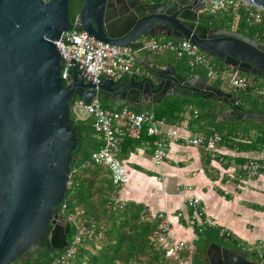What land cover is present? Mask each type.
<instances>
[{
    "label": "water",
    "instance_id": "obj_1",
    "mask_svg": "<svg viewBox=\"0 0 264 264\" xmlns=\"http://www.w3.org/2000/svg\"><path fill=\"white\" fill-rule=\"evenodd\" d=\"M264 12V0H241ZM202 0H83L77 26L68 0H0V264H12L46 232L51 250L66 248L69 223L54 210L63 202L70 163L76 162L75 130L69 102L141 107L169 97L214 98L227 105L218 120L260 122L246 113L239 98L207 83L202 75L185 78L169 65L142 58L143 72L113 81L80 72L76 62L67 83L60 76V50L68 31H84L95 40L135 47L145 39L187 40L225 67L264 75V42L204 22ZM88 81H87V80ZM207 264H260L243 250L211 244Z\"/></svg>",
    "mask_w": 264,
    "mask_h": 264
},
{
    "label": "trees",
    "instance_id": "obj_2",
    "mask_svg": "<svg viewBox=\"0 0 264 264\" xmlns=\"http://www.w3.org/2000/svg\"><path fill=\"white\" fill-rule=\"evenodd\" d=\"M82 2L83 0H75L73 4L69 3L71 22L74 21ZM214 18V21L204 24L229 30V18L225 14H219ZM237 32L250 39L264 42V12L261 21L257 24H247L244 14L241 13ZM212 60L221 69L226 68L216 58ZM178 61L186 68L187 77L204 74L200 69L191 68L186 58ZM242 75L248 80V87L242 90L229 88V93L239 98V105L246 113L261 115L260 122L235 120L233 117H227L224 121L218 120L221 113L227 109V105L217 102L214 98L169 97L163 99L150 111L155 119L171 126L181 123L188 109L192 108L188 111L190 128L199 129L205 136L218 133L221 136L220 144L230 150L264 152V99L256 93V90L264 87V79ZM210 82L219 89L223 84L219 80ZM195 98L198 99L196 104ZM76 100L77 98H72L69 102V125L75 130L77 137L76 148L72 153L76 156V162L70 163L68 186L63 202L53 213L60 215L69 223L66 239L68 246L73 235L84 227L94 225L97 228L96 235L101 233V236L98 240L85 238L76 247L71 264H166L163 252L156 244L160 220L150 214L143 205L133 202L126 203L121 210H113L108 204L109 196L114 191L110 172L103 166L85 165L92 153L100 148L102 142L96 138L91 120L78 119L72 112V105ZM107 106L103 105L104 108H108ZM193 111L197 112L196 117ZM143 140L151 141L152 138L143 133L139 140L125 139L121 145L120 157H127L124 146L135 147ZM207 169L208 166L205 167V170ZM192 227L196 240L193 242L194 251L190 255L196 264H206L203 263L205 251L213 243L231 250H243L245 254L264 259V254L259 255L256 251L248 253L246 251L248 247L241 246L232 236L221 233L220 228L205 227L199 231L195 225ZM62 253L63 250H53L45 255L32 256L25 263L52 264Z\"/></svg>",
    "mask_w": 264,
    "mask_h": 264
},
{
    "label": "built area",
    "instance_id": "obj_3",
    "mask_svg": "<svg viewBox=\"0 0 264 264\" xmlns=\"http://www.w3.org/2000/svg\"><path fill=\"white\" fill-rule=\"evenodd\" d=\"M202 1L204 7L200 12L213 17L225 14L229 18V31H237L241 13L244 14L247 24H257L262 19L263 11L241 0ZM72 23L76 27L77 19L75 18ZM74 29L66 33L63 42L55 43L60 50V59L63 62L60 76L65 83H67L69 71L73 69L72 65H76V62L81 63L80 72L85 74L90 72L94 77L117 81L123 75L141 74V68L135 66L136 58L140 52L168 51L177 59L186 58L189 66L202 70L205 78L209 81L219 80L223 84L229 85L233 90H242L248 87V80L239 71L230 67L221 69L210 56L198 50L187 40L174 42L145 39L139 42L136 47H118L97 41L86 32L74 31ZM256 93L264 99V87L256 90ZM72 112L78 119H90L96 136L102 142L100 148L92 153L90 160L85 165L103 166L110 172L114 191L109 196L108 204L113 210H121L126 204L118 196L119 190L128 182L125 162L119 155L122 142L125 139L139 140L143 133L152 137L154 141L152 142L151 160L153 166L158 168L167 158L168 143L181 138L178 127L167 126L163 121L155 119L153 113L149 111L136 112L127 106L108 109L104 108L96 98H93L89 105H84L80 99H77L72 105ZM193 114L195 117L197 116L196 111H193ZM188 142L194 146H202L212 160L217 159L219 163L223 161L217 148L221 143V136L218 133L214 132L207 137L193 138ZM241 171L245 179H251L264 174V163L258 159H250L241 167ZM179 193L180 189L177 188L176 194ZM186 207L190 212L186 220L195 225L199 231L205 227L215 228L214 223L204 216L197 197L188 198ZM63 208L64 206H62ZM182 215L179 212L177 217L180 218ZM153 216L160 220L156 244L157 248L162 250L166 264H186L185 254H191L194 251L193 245L171 235L170 228L166 223V216L163 213ZM96 233L97 228L94 225L80 229L73 235L70 245L66 246L63 253L52 264H71L76 247L85 238L98 240L101 233L97 235ZM221 233L225 232L221 231ZM253 250L252 248L246 249L247 252Z\"/></svg>",
    "mask_w": 264,
    "mask_h": 264
},
{
    "label": "crops",
    "instance_id": "obj_4",
    "mask_svg": "<svg viewBox=\"0 0 264 264\" xmlns=\"http://www.w3.org/2000/svg\"><path fill=\"white\" fill-rule=\"evenodd\" d=\"M155 39L178 41L173 38ZM142 58L158 60L161 66L169 63L177 73L190 78L186 76V68L168 51L140 52L135 66H139L143 72L142 63L139 62ZM197 75H202L207 83L212 84L203 73ZM106 105L110 106L108 109L123 107H115L111 103ZM154 106L149 104L136 109V112H151ZM188 111L181 123L171 125L179 128L181 138L168 143L167 158L161 167L156 168L152 164V137L151 141L143 140L135 147L124 146L127 157L120 158L125 162L128 182L119 190V198L125 203L143 205L152 215L163 213L171 235L193 245L196 235L193 225L186 220L190 213L186 201L197 197L204 216L241 246L252 248L264 245V174L245 179L241 171V167L250 159H258L264 163V152H239L219 144L217 148L223 161L219 163L217 159L212 160L202 146H194L188 142L193 138L207 137L199 129L189 127ZM96 138L98 139L97 136ZM177 188L180 189L179 194H176ZM179 212L183 214L180 218L177 217ZM185 256L186 264H196L190 254Z\"/></svg>",
    "mask_w": 264,
    "mask_h": 264
},
{
    "label": "flooded vegetation",
    "instance_id": "obj_5",
    "mask_svg": "<svg viewBox=\"0 0 264 264\" xmlns=\"http://www.w3.org/2000/svg\"><path fill=\"white\" fill-rule=\"evenodd\" d=\"M74 2L75 0H70V1L68 0V3L73 4ZM261 77L264 79V75H262ZM66 239H67V235H66ZM52 251L53 250H51V248L49 247L48 232H46L45 235L41 239L37 240L35 244H33L31 247L24 249L23 252L17 258H15L12 264H26L25 262L27 260H30L32 256L35 257L39 254L45 255L46 253L48 252L51 253ZM245 255L247 259L250 261L264 264V259L256 258L248 254H245Z\"/></svg>",
    "mask_w": 264,
    "mask_h": 264
},
{
    "label": "rangeland",
    "instance_id": "obj_6",
    "mask_svg": "<svg viewBox=\"0 0 264 264\" xmlns=\"http://www.w3.org/2000/svg\"><path fill=\"white\" fill-rule=\"evenodd\" d=\"M220 88H221V90L224 91L225 93H229V91H230V90H229V88H230L229 85H227V84H225V83L222 84ZM197 101H198V99L195 98V99H194L195 104L197 103ZM107 107L109 108L110 106L108 105ZM262 248H264V245H257V246H253V247H252V249H254L255 251H260L261 253L264 254V249H262ZM261 249H262V250H261ZM260 252H259V253H260Z\"/></svg>",
    "mask_w": 264,
    "mask_h": 264
}]
</instances>
